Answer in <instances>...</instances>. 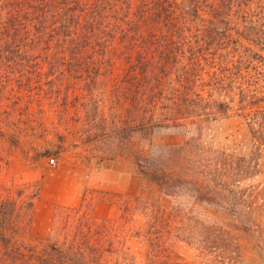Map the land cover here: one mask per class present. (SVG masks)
I'll use <instances>...</instances> for the list:
<instances>
[{
    "label": "rangeland",
    "instance_id": "rangeland-1",
    "mask_svg": "<svg viewBox=\"0 0 264 264\" xmlns=\"http://www.w3.org/2000/svg\"><path fill=\"white\" fill-rule=\"evenodd\" d=\"M118 1L0 61V264H264V0Z\"/></svg>",
    "mask_w": 264,
    "mask_h": 264
},
{
    "label": "trees",
    "instance_id": "trees-1",
    "mask_svg": "<svg viewBox=\"0 0 264 264\" xmlns=\"http://www.w3.org/2000/svg\"><path fill=\"white\" fill-rule=\"evenodd\" d=\"M150 3L159 5V8L153 6L154 11L151 12L161 10V22L166 18L169 24L178 14L176 5L169 0H150ZM120 6L118 0H0V61L4 59L7 63H13L26 60L31 63L37 61L33 59L35 54L43 50L53 51L48 62L66 60L67 56L62 55H67L68 51L71 53V50L83 47L87 49L95 37L102 35L106 30L109 33L112 29L115 30L117 24L112 22L108 13L111 10L118 11ZM220 6L216 12L217 16L225 14L226 18H231L235 9L233 0H223ZM223 6L225 10L222 11ZM189 8L194 10V13L199 11L198 6L194 4L189 5ZM251 8L253 9L249 4L245 9L246 13H249ZM149 16L150 12L142 17ZM155 21L158 23L157 20L153 22ZM173 26L178 29L177 23ZM22 51H25L23 58L20 56ZM140 166L144 173L148 174L141 163ZM181 180L184 183L190 181L177 178L179 183ZM168 182L160 179L161 184ZM172 182L176 180L173 179ZM174 188L172 186V189Z\"/></svg>",
    "mask_w": 264,
    "mask_h": 264
}]
</instances>
